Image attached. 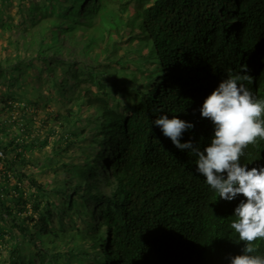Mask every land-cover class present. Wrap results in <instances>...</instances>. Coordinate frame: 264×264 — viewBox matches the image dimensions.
<instances>
[{"label":"trees","instance_id":"16d2710c","mask_svg":"<svg viewBox=\"0 0 264 264\" xmlns=\"http://www.w3.org/2000/svg\"><path fill=\"white\" fill-rule=\"evenodd\" d=\"M17 1L12 15L14 0H0V264H230L244 247L230 225L245 198H219L197 157L153 121L193 123L181 143L203 150L214 125L200 109L229 72L256 66L264 100V50L253 58L254 45L264 48V0H228L229 9L223 0H140L141 31L116 35L115 0ZM128 9L116 10L120 19ZM53 95L70 108L36 120L39 98L46 107ZM86 142L98 145L66 155ZM47 147L54 170L76 174L62 179L65 189L28 174L34 166L44 175L28 153ZM240 163L264 166V139ZM254 243L264 257V240Z\"/></svg>","mask_w":264,"mask_h":264},{"label":"clouds","instance_id":"9594fccd","mask_svg":"<svg viewBox=\"0 0 264 264\" xmlns=\"http://www.w3.org/2000/svg\"><path fill=\"white\" fill-rule=\"evenodd\" d=\"M153 3L152 0H147L145 7H150ZM122 5H126L129 9L120 19L116 10ZM107 6L117 16V22L112 21V28H109L111 35H116L115 32L119 29L121 32H130L132 28L135 33L141 31L143 14L140 0H115ZM229 8L228 0H223V9ZM76 9L78 16H81L82 10L78 7ZM176 9L173 5L166 7L168 12ZM260 44L264 45V42ZM65 46L68 47V44ZM263 50V47L258 48L254 45L253 58L260 55ZM74 51L75 54H79V50L74 49ZM76 59L81 58L77 55ZM261 63L262 61L259 60L256 65ZM255 68L256 66H253L248 69V74H246V66L242 68L245 74L229 72L227 78L223 79L204 100L200 109L201 116L211 120L214 125V134L210 144L203 150L191 139L181 143L183 133L194 128L193 123L179 119L177 116L169 119L167 115H161L153 121V124L159 126L163 134L171 139L177 149L188 150L197 157L196 171L205 177L207 185L218 193L219 198L226 201H233L239 195L245 198L236 206L233 215L235 219L230 225L238 234L239 240L244 243V247L241 254L230 258V264H264V257L253 254L257 250L254 242L264 240V166L249 169L246 164L240 163V158L248 145L255 144L257 138L264 139V119L261 118L264 116V100L255 97L256 93L262 89L257 87ZM165 76L167 80L176 78L171 74H165ZM245 81L249 84L246 85ZM53 99L54 95L46 107L43 106L44 103L41 106L45 110V116L53 112L64 113L71 106L61 104L59 96L55 100L57 109L51 110L50 105ZM199 107L200 105L197 104L196 109ZM36 113L39 111L37 110ZM35 119L42 118L36 116ZM114 152H116L115 147L109 143L106 157L110 167L115 159ZM1 158H4L2 150H0ZM100 178L104 177L100 175Z\"/></svg>","mask_w":264,"mask_h":264},{"label":"rangeland","instance_id":"374dc122","mask_svg":"<svg viewBox=\"0 0 264 264\" xmlns=\"http://www.w3.org/2000/svg\"><path fill=\"white\" fill-rule=\"evenodd\" d=\"M17 3H18V1L17 0H14L13 6L11 7V9H12L11 10L12 11V15H17L16 14V10H17V6L16 5H17ZM2 54H3V56L6 55V53H2ZM59 69H60V71L57 72L58 73V76H60L61 75L60 73L62 72V68L60 66H59ZM0 83L2 85L5 83V80H3V77H1V76H0ZM29 86H34V84L33 83H30ZM45 86L48 87V88H50L47 83H45ZM50 89H51L52 92L54 91L52 88H50ZM35 91L36 90H33V87H29V93L28 92L27 93H24L25 94V97L28 98L27 100L31 99L32 94H33L31 92H34V94L36 95V92ZM21 94H22V92H21ZM35 98H36V96H35ZM39 102H40V105H38V106H42L43 103H44L43 100H42V98H39ZM115 105H116V103H114V106ZM38 106H36V107H38ZM50 106H51V108H50L51 110L52 109L53 110H56L57 109L56 108L57 105H56L55 99L52 100V103H51ZM37 109L39 111V113H38L37 116L40 117V118H44L45 117V110L42 109V107H39ZM88 114H90V113L87 112L86 113V116H88ZM36 119H38V118H36ZM52 140L55 141L56 139L55 138H52ZM80 146L81 147L78 148V149H77V146L70 147V149H68V152L66 153V155L68 153L71 154V155L72 154H76L77 155V152L76 151H78V154H80L81 152H83V151H81V149H83L84 152H87V151H90V149L92 150V149L95 148V146H92L89 142H86V144H83L82 143ZM88 146H90V148ZM47 153L48 154L52 153L51 147H47L45 150L44 149H42V150L35 149L32 152H29L28 153V155L29 154L31 155V157L33 158V160L39 162L40 164L42 163L41 164V169L44 170V175L41 176L40 173H39L38 167H34V166H31L28 169V174L30 173L32 176L37 177L42 182H46V181L50 182L51 183V185L49 186V189L50 190H53L54 187L65 189L66 188L65 185H63L62 183H60L62 181V179L63 180H68V181H74L75 178H76V174H74L72 171H68L65 174V171H64V169L62 167H59L58 169L54 170L53 169L54 164L53 163H50L49 159L47 157H45ZM66 155L62 156V157H64V159H62V160H67L68 159L66 157ZM39 163H37V164H39ZM0 170H1V165H0ZM53 195L54 194L51 191L48 196L49 197H52Z\"/></svg>","mask_w":264,"mask_h":264}]
</instances>
